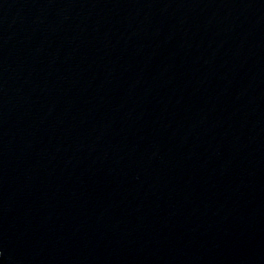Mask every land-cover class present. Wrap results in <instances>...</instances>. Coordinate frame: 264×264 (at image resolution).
Here are the masks:
<instances>
[{
    "label": "water",
    "instance_id": "95a60500",
    "mask_svg": "<svg viewBox=\"0 0 264 264\" xmlns=\"http://www.w3.org/2000/svg\"><path fill=\"white\" fill-rule=\"evenodd\" d=\"M0 264H264V0H0Z\"/></svg>",
    "mask_w": 264,
    "mask_h": 264
}]
</instances>
